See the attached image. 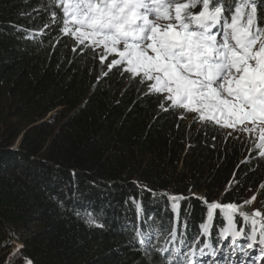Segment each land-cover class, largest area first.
<instances>
[{
    "label": "trees",
    "instance_id": "1",
    "mask_svg": "<svg viewBox=\"0 0 264 264\" xmlns=\"http://www.w3.org/2000/svg\"><path fill=\"white\" fill-rule=\"evenodd\" d=\"M52 5L0 0V264H184L164 249L211 252L226 222L208 221L204 198L240 206L260 188L262 141L192 121L125 66L110 71L62 36ZM258 15L264 27V0Z\"/></svg>",
    "mask_w": 264,
    "mask_h": 264
},
{
    "label": "snow or ice",
    "instance_id": "2",
    "mask_svg": "<svg viewBox=\"0 0 264 264\" xmlns=\"http://www.w3.org/2000/svg\"><path fill=\"white\" fill-rule=\"evenodd\" d=\"M52 6L62 9V13L52 12L53 23L63 17L62 36L70 34L81 46L90 41L88 46L102 47V64L108 54H115L118 59L107 65L110 71L125 65L124 71L134 79L151 82L149 94H165L172 108L198 113L200 121L225 128L243 125L245 132L255 131L247 124L259 125V156L264 158V27L258 0H53ZM160 107L169 110L164 103ZM259 187L264 192V183ZM171 199L177 210L176 202L182 197ZM255 200L254 194L244 203ZM204 203L209 222L214 214L226 222L220 230L225 241L221 248L204 245L212 248L211 256L219 252L220 260L227 259L223 252L228 247V256H237L235 264L264 262V213L259 209L246 213L232 202L204 198ZM236 217L242 225L238 226ZM87 222L94 223L91 215ZM211 226L203 224L201 234L207 236ZM176 235L174 230L172 237ZM241 239L246 247L239 243ZM237 250L248 260L237 255ZM177 253L183 255L179 249ZM200 255H206L203 249ZM26 264H32L30 258ZM184 264L204 261L196 260L192 252L184 256Z\"/></svg>",
    "mask_w": 264,
    "mask_h": 264
},
{
    "label": "rangeland",
    "instance_id": "3",
    "mask_svg": "<svg viewBox=\"0 0 264 264\" xmlns=\"http://www.w3.org/2000/svg\"><path fill=\"white\" fill-rule=\"evenodd\" d=\"M72 28L74 29L75 25ZM89 44H90V41H86L85 45L88 46ZM89 47L94 48L97 51L98 55H100V56L105 55L102 47H96V46H89ZM119 47L122 48V46H119ZM116 59H118V57L115 54H108L107 59L105 61H106V63H111L112 60H116ZM123 66H125V65H123ZM146 83L150 84L151 82H146ZM161 95L165 96V94H161ZM187 113H189V115L193 116L192 121L195 120L198 122H202L198 118L199 117L198 113H192V112H187ZM243 127H244L243 125H238L236 129L225 128V127L224 128L229 132H236L239 135H247L250 137H254L255 139H260V127H259V125L253 126L251 124H247V127L250 129L255 127V131H251V132L242 131L241 129ZM17 141H18V139L15 140L14 144H16ZM254 194L256 195L255 202H253L251 204H245L244 201L249 200V198L252 197ZM239 202H240L241 208L244 207V210L248 209V210H246V212H248V211L253 212L254 209H259L262 213H264V192H261L260 188L248 190L247 192L244 193V195L240 196ZM10 249H11V251H15L17 249L16 244H14ZM235 258H237V256H235Z\"/></svg>",
    "mask_w": 264,
    "mask_h": 264
},
{
    "label": "water",
    "instance_id": "4",
    "mask_svg": "<svg viewBox=\"0 0 264 264\" xmlns=\"http://www.w3.org/2000/svg\"><path fill=\"white\" fill-rule=\"evenodd\" d=\"M241 210L244 211V212H246V210H244V209H242V208H241ZM246 213L251 214L252 212H251V211H248V212H246Z\"/></svg>",
    "mask_w": 264,
    "mask_h": 264
}]
</instances>
